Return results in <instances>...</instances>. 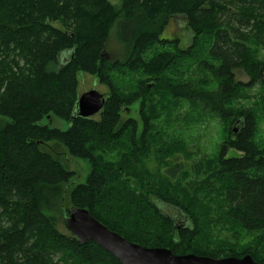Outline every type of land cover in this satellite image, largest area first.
<instances>
[{
  "label": "trees",
  "instance_id": "trees-1",
  "mask_svg": "<svg viewBox=\"0 0 264 264\" xmlns=\"http://www.w3.org/2000/svg\"><path fill=\"white\" fill-rule=\"evenodd\" d=\"M119 1L117 10L108 0H0V264H121L59 230L54 212L65 221L72 207L144 248L264 264L261 110L236 106L259 89L264 109V0ZM180 16L188 48L165 36ZM114 30L123 60L107 53ZM80 73L109 89L92 118L73 119ZM154 95L187 102L196 122L219 120L227 136L213 159L189 165L182 141L156 134ZM138 102L141 133L123 117ZM61 149L90 163L85 183L72 181ZM230 150L241 156L227 158ZM218 232L233 242L216 243Z\"/></svg>",
  "mask_w": 264,
  "mask_h": 264
},
{
  "label": "rangeland",
  "instance_id": "rangeland-1",
  "mask_svg": "<svg viewBox=\"0 0 264 264\" xmlns=\"http://www.w3.org/2000/svg\"><path fill=\"white\" fill-rule=\"evenodd\" d=\"M117 10L121 8L122 4L119 0H108ZM165 36L171 39H178L181 42L183 48H188L192 45V33L188 28L185 17H175L170 21V24L165 32ZM107 53L113 60H123L129 55V51L118 41L116 31L114 30L111 39L107 45ZM236 76L239 81L248 83L249 78L242 71H237ZM79 79V93L83 94L96 90L100 94L107 96L109 89L107 86L101 84L96 76H91L85 73L78 75ZM259 95V89H256L254 93L248 94L245 99H240L236 106L239 109L245 107L248 103L256 104L260 106L259 114V131L256 137V142L264 147V109L261 108L262 104L256 101V97ZM251 100L249 99H252ZM153 101L150 102L157 109L159 119L154 123L156 134L167 133L173 134L179 141H182L186 149H189L193 153L192 161L189 165L204 164L207 160L213 159L220 144L225 140L227 133L225 127L217 119L207 117L205 121L196 122L192 119L189 113V104L185 101H172L170 99H162L160 95H154ZM140 102L131 107L126 114L123 115L124 119L134 118L140 122ZM190 117V118H189ZM192 121V122H191ZM6 124V120L0 119V127ZM43 124L50 125L54 128H59L63 131L68 130L69 125L63 120L58 118H46ZM142 131V124L140 122V133ZM161 132V133H160ZM62 155L60 160L62 164L70 171L74 173L72 181L78 180L80 183H85L87 177L91 173V165L89 162L72 158L68 155L65 149L59 151ZM180 156V155H179ZM241 154L236 150H230L227 158L240 157ZM178 162H184V157H180ZM107 163H113L114 159L105 157ZM170 158L166 159L167 161ZM166 161V162H167ZM159 167L156 162H151L150 168L155 170ZM162 168V167H161ZM66 207H69V200L66 201ZM58 222V228L61 232L68 234V231L64 224V218L61 210L54 212L53 214ZM224 226V223H221ZM215 228V231L219 230ZM218 242H233V232H218Z\"/></svg>",
  "mask_w": 264,
  "mask_h": 264
},
{
  "label": "water",
  "instance_id": "water-1",
  "mask_svg": "<svg viewBox=\"0 0 264 264\" xmlns=\"http://www.w3.org/2000/svg\"><path fill=\"white\" fill-rule=\"evenodd\" d=\"M105 102L106 96L96 90L83 94L78 100L73 119L92 118L100 114ZM64 224L68 233L79 244L94 242L111 253L121 264H258L250 255L213 259L195 254L176 255L167 248H144L110 231L86 209L72 207Z\"/></svg>",
  "mask_w": 264,
  "mask_h": 264
}]
</instances>
